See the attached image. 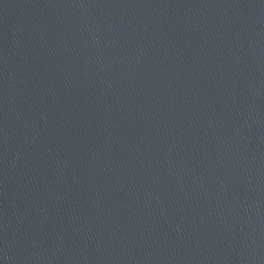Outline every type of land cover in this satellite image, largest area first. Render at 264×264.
<instances>
[{
    "label": "water",
    "instance_id": "95a60500",
    "mask_svg": "<svg viewBox=\"0 0 264 264\" xmlns=\"http://www.w3.org/2000/svg\"><path fill=\"white\" fill-rule=\"evenodd\" d=\"M0 264H264V0H0Z\"/></svg>",
    "mask_w": 264,
    "mask_h": 264
}]
</instances>
